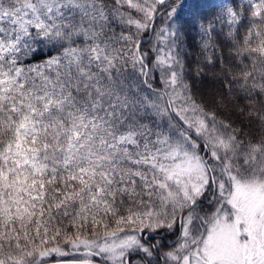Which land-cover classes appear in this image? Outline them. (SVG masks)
I'll return each mask as SVG.
<instances>
[{
  "label": "snow or ice",
  "instance_id": "snow-or-ice-1",
  "mask_svg": "<svg viewBox=\"0 0 264 264\" xmlns=\"http://www.w3.org/2000/svg\"><path fill=\"white\" fill-rule=\"evenodd\" d=\"M0 264H264V0H0Z\"/></svg>",
  "mask_w": 264,
  "mask_h": 264
},
{
  "label": "trees",
  "instance_id": "trees-1",
  "mask_svg": "<svg viewBox=\"0 0 264 264\" xmlns=\"http://www.w3.org/2000/svg\"><path fill=\"white\" fill-rule=\"evenodd\" d=\"M195 57H196V53L193 51L192 52V54H191V59L192 60H194L195 59ZM211 75V73H209V76ZM212 84H214L212 81H208L205 85H204V87L207 89V88H210V87H212ZM214 86V85H213ZM216 87H219V85H215Z\"/></svg>",
  "mask_w": 264,
  "mask_h": 264
},
{
  "label": "rangeland",
  "instance_id": "rangeland-1",
  "mask_svg": "<svg viewBox=\"0 0 264 264\" xmlns=\"http://www.w3.org/2000/svg\"><path fill=\"white\" fill-rule=\"evenodd\" d=\"M214 84H212V87H213ZM215 86V85H214ZM216 87V86H215Z\"/></svg>",
  "mask_w": 264,
  "mask_h": 264
}]
</instances>
